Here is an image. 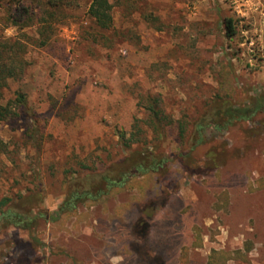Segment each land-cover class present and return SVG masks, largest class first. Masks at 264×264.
Returning a JSON list of instances; mask_svg holds the SVG:
<instances>
[{
  "label": "rangeland",
  "instance_id": "obj_1",
  "mask_svg": "<svg viewBox=\"0 0 264 264\" xmlns=\"http://www.w3.org/2000/svg\"><path fill=\"white\" fill-rule=\"evenodd\" d=\"M45 1L0 0V44L22 46L25 63L2 103L26 100L0 122V200L37 187L44 214L31 232L0 229V264H264V0H108L107 31L92 0ZM23 5L34 17L14 27ZM216 98L261 108L211 120L195 143ZM144 149L155 174L59 216L64 179Z\"/></svg>",
  "mask_w": 264,
  "mask_h": 264
},
{
  "label": "trees",
  "instance_id": "obj_2",
  "mask_svg": "<svg viewBox=\"0 0 264 264\" xmlns=\"http://www.w3.org/2000/svg\"><path fill=\"white\" fill-rule=\"evenodd\" d=\"M75 0H46L45 5L51 9L61 6L70 7ZM19 3V2H18ZM88 15L94 25L103 31L112 27L111 5L108 0H92L88 9ZM34 13L30 8H14L8 15L11 25L18 28L29 26ZM227 35L235 34L232 20L225 21ZM23 47L19 44H0V122L16 117L15 110L26 104L25 96L20 92L16 93L13 101L2 103V91L7 86L8 80L18 79L22 73L25 63L21 55ZM145 110L148 112L149 126L156 135H160V120L162 112L158 109L157 101L147 99ZM259 105H255L252 110L237 107L230 101L216 98L212 101L209 110L203 117L194 124V141L199 143L203 140V131L210 125L211 120H222L227 117L225 126L234 125L240 121L250 120L256 112L260 110ZM164 118V117H162ZM222 129L221 127H217ZM223 128V129H224ZM180 134L182 135V128ZM121 138L124 135L121 134ZM130 147V146H129ZM151 153L148 149L137 150L128 155L123 160L111 163L103 172L93 171L84 177L76 179H64L62 188L65 192L66 201L59 211L60 217L75 215L80 205H93L99 203L104 198L134 187V181L138 178H146L155 174L158 165L154 161H146ZM213 158V155H211ZM153 160V159H152ZM216 162V160H214ZM213 161V162H214ZM214 162V164H216ZM41 200V191L35 187L26 193H19L14 197H5L0 200V229L14 227L16 229L31 232L37 226L38 217L44 215L32 214V208L36 207Z\"/></svg>",
  "mask_w": 264,
  "mask_h": 264
}]
</instances>
